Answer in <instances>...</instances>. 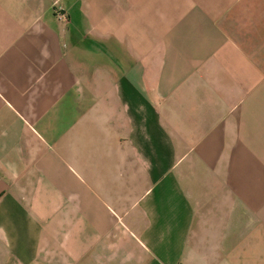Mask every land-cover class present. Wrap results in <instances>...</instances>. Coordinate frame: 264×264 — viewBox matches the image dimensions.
<instances>
[{
  "label": "crops",
  "instance_id": "crops-1",
  "mask_svg": "<svg viewBox=\"0 0 264 264\" xmlns=\"http://www.w3.org/2000/svg\"><path fill=\"white\" fill-rule=\"evenodd\" d=\"M0 264H264V0H0Z\"/></svg>",
  "mask_w": 264,
  "mask_h": 264
},
{
  "label": "built area",
  "instance_id": "built-area-1",
  "mask_svg": "<svg viewBox=\"0 0 264 264\" xmlns=\"http://www.w3.org/2000/svg\"><path fill=\"white\" fill-rule=\"evenodd\" d=\"M58 16H59L60 20H66L67 19V16L64 13H58Z\"/></svg>",
  "mask_w": 264,
  "mask_h": 264
}]
</instances>
